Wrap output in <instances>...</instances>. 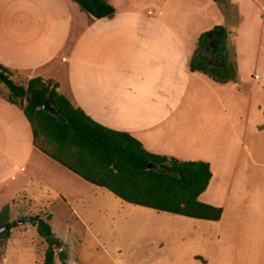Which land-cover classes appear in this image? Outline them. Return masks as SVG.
<instances>
[{"label":"crops","instance_id":"1","mask_svg":"<svg viewBox=\"0 0 264 264\" xmlns=\"http://www.w3.org/2000/svg\"><path fill=\"white\" fill-rule=\"evenodd\" d=\"M107 2L115 13L94 19L73 0H0V66L26 82L56 84L74 108L151 154L207 163L212 177L199 201L220 208V220L133 205L84 181L35 147L23 109L4 93L0 212L8 206L12 217L25 216L18 225L35 234L27 219L50 217L60 243L56 220L80 226V243L89 237L99 246L108 236L117 264H264L263 109L253 114V92L245 97L238 81L218 84L190 70L200 36L224 26L238 79L252 63L263 80L264 59L242 57L255 39L259 46L264 0H228L229 13L215 0ZM124 221L137 223V233Z\"/></svg>","mask_w":264,"mask_h":264},{"label":"trees","instance_id":"2","mask_svg":"<svg viewBox=\"0 0 264 264\" xmlns=\"http://www.w3.org/2000/svg\"><path fill=\"white\" fill-rule=\"evenodd\" d=\"M80 9L94 19H103L115 13L107 0H73ZM221 9L228 0H215ZM225 5V6H224ZM229 30L217 26L204 33L190 61V70L199 72L218 84L236 83L238 72L230 62L227 48ZM210 46H213L210 48ZM213 51L216 62L204 57L206 49ZM12 73L0 66V85L7 89V100L23 109L29 122L35 147L84 181L110 191L122 201L193 219L219 221L222 210L199 201L212 177L204 162L180 161L147 152L140 142L126 133L109 130L97 124L76 109L56 91L57 85L35 78L26 85L16 84ZM50 98L63 122L41 108ZM152 164L159 172L148 170ZM10 210L0 212V228L9 229L0 235L6 238L15 226L9 223ZM50 217L32 216L27 223L36 228L48 247L44 264H53L55 250H59L61 264H66L61 243L52 238Z\"/></svg>","mask_w":264,"mask_h":264},{"label":"rangeland","instance_id":"3","mask_svg":"<svg viewBox=\"0 0 264 264\" xmlns=\"http://www.w3.org/2000/svg\"><path fill=\"white\" fill-rule=\"evenodd\" d=\"M225 11L229 13L230 9L226 5ZM259 12V20L260 24L258 29L256 30L257 36L259 39V46L256 47V39L251 44L252 50H246L245 57H242V59L246 58V61H249V59L254 58L255 54H259V57L263 60L264 59V42L261 44L260 37L263 35L264 38V29L262 26V15L263 12L260 9V5L257 8ZM257 48V49H256ZM236 55L234 56V59L236 63ZM255 66L252 63L248 64H242L241 66V75L238 79L239 85H240V91L243 93V95L246 97H249L251 92H253V98H252V111L253 114L256 113V110L258 108L263 109L264 114V79L255 78L253 76V69ZM261 70H264V62L263 65L260 66ZM258 74V73H257ZM254 77L255 80L252 78ZM11 79L16 83L20 85H26V81H23L22 79L12 75ZM253 90V91H252ZM8 91L5 89L3 85H0V94H6ZM255 116H258L256 114ZM247 180H251L249 177ZM27 214V213H26ZM31 214V213H30ZM34 214V213H32ZM25 215V214H24ZM25 216H11V213L9 215V223L14 224L13 228L9 231V235L6 238L0 239V264H20L18 262H22V264H43L44 261V255L47 250V243L39 237L35 232L29 228V225H18V221L23 219ZM125 224V225H124ZM128 224L129 230H133V232L136 234L138 229L137 223H131L129 221H124L122 223V226H126ZM52 226L54 230L61 234L62 238H65L66 241H61L63 246V251L66 255V264H117L118 261L122 260V257L114 253L111 249V246L116 244L110 241V238L108 236H103L100 238V244L99 246L96 244V242L89 237L85 238V241L80 243L78 242V238L82 237L83 229L78 225H60L58 220L54 221L52 223ZM127 227V226H126ZM70 228V233H67L66 231ZM122 229H125V227H122ZM57 238V236L55 235ZM120 245L123 243L120 242ZM102 245L106 248L110 246V250L107 252L102 249ZM21 246L24 250L23 257H21V248L17 250L16 249ZM59 250H55V259L53 264H61L59 259Z\"/></svg>","mask_w":264,"mask_h":264},{"label":"water","instance_id":"4","mask_svg":"<svg viewBox=\"0 0 264 264\" xmlns=\"http://www.w3.org/2000/svg\"><path fill=\"white\" fill-rule=\"evenodd\" d=\"M44 112H46L47 114L55 117L57 120L63 122V118L61 117V115L59 114V112L53 107L52 105V101L50 98L46 99L42 105L41 108ZM148 170H152V171H156L159 172L157 169H155V167L152 164H149L147 167ZM9 229V226H3L2 228H0V235L2 233H4L6 230ZM52 238H54L52 236Z\"/></svg>","mask_w":264,"mask_h":264},{"label":"flooded vegetation","instance_id":"5","mask_svg":"<svg viewBox=\"0 0 264 264\" xmlns=\"http://www.w3.org/2000/svg\"><path fill=\"white\" fill-rule=\"evenodd\" d=\"M213 46H210V48ZM213 56V51L210 52V50L207 48L204 52V57L206 60H208L209 62H216V60L212 57Z\"/></svg>","mask_w":264,"mask_h":264}]
</instances>
